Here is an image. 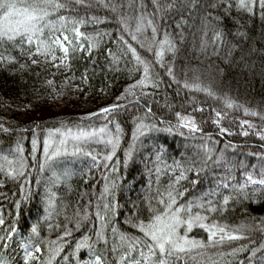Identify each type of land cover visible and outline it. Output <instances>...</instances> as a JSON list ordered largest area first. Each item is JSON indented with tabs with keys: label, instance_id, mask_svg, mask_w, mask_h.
<instances>
[{
	"label": "trees",
	"instance_id": "16d2710c",
	"mask_svg": "<svg viewBox=\"0 0 264 264\" xmlns=\"http://www.w3.org/2000/svg\"><path fill=\"white\" fill-rule=\"evenodd\" d=\"M59 2L68 3L69 0ZM105 2L125 5L119 12L131 17L129 25L132 29L135 28L136 16L143 11L146 19H153L158 25V40L163 39L165 30L168 32L176 42L178 51L175 58L166 51L163 62L174 68V75L180 83L173 82L167 76L166 69L155 63L154 51L141 48L124 33L125 39L137 49L140 56L152 64L151 71L161 83L156 89H144L143 92L150 93L147 96L136 89V95L140 97L138 101L133 96L118 101L117 97H121L130 84L141 78L142 69L133 70L135 62L131 56L122 55L123 46L118 42L122 26L117 23V15L99 5L97 0H84L85 4L92 5L90 8L72 2L69 4L71 11H60V15L77 19L96 16L109 21L99 24L87 21L81 26V31L88 37L100 34L99 43L93 47L91 55L87 52V40L82 41L85 44L83 52L79 49L72 52L69 47V55L63 63V53L58 48L53 52L57 59L52 61L51 56L29 58L28 52H34L35 46L31 49L25 46L21 53L19 42L15 45L7 41L0 42V57H15L13 63L7 59L0 61V125L8 129L7 132L0 129V157L7 155L13 159L19 142L27 164L25 178H6L0 172V216L5 222L0 226V236H5L12 228L16 229L15 235L6 241L8 247L5 249L0 246V258L6 259L8 264H24V245L30 242L38 244L42 253H38V259L29 264H43L47 260L49 242H58L63 247L52 264H92L96 255H101L106 264H119L122 255L118 247L119 233L142 236L133 225L136 219L147 222L150 215L148 200L156 195L158 188L163 193L170 183H175L181 170L176 167L177 164L183 167L195 165V169H199V176L195 174V169L186 172V179L177 185L181 192L187 189L178 203L201 197L213 201L211 206L216 207L217 211L201 212L208 217L206 223H218L231 228L241 223H258V220L253 222L251 218L264 217V195L260 194L264 192V186L247 185L245 191L249 193L248 199L233 191L246 183L245 177L249 174L254 179H264V140L258 135L264 134V119H261L264 116V23L259 19L258 7L257 15L249 16L237 10L235 0H229L232 7L228 13H225L223 5L216 9L211 7L219 0H195L197 7L190 11L192 0H176V7L163 12L161 20V13L156 11L152 0ZM129 3L132 4L131 8L127 7ZM157 3L163 8L172 0H157ZM140 4L145 6L144 9L139 8ZM211 17H219L220 20L217 22ZM215 30L224 33V43L218 48H214L212 43ZM238 32L245 35L240 36ZM68 35L71 39L72 33ZM144 35L151 38V29ZM202 43L207 45L204 51H201ZM109 50L112 55H109ZM112 56L118 57V61L114 62ZM31 59H37L39 63L32 64ZM85 73L87 82L84 80ZM195 77H199L202 84L210 85L218 96L227 94L237 104L256 110L259 115H245L243 108L226 109L220 99L185 89L184 81L193 83ZM115 103L128 107L121 109L116 117L123 135L112 161L103 160L110 149L102 143H91L84 147V153L90 151L99 163H94L92 157L84 153L58 158L53 172L60 179L55 180L57 187L50 194L53 206L49 207L48 200L42 198L45 188L40 186L47 175L38 167L44 158L43 141L48 130L60 128L61 123L73 127L77 124L99 127L104 123L102 118L81 121L80 117ZM149 106L152 111L146 115ZM214 109L227 113L220 126L229 129L232 135H220L219 126L213 123L216 119ZM178 112L182 116L192 115L201 131L189 133L187 129H178ZM137 118L155 127L136 141L138 149L132 152L125 164V151L134 142L132 133ZM243 120L250 121L255 127H241L240 121ZM169 127L173 129L171 132L164 130ZM243 131L249 135H242ZM34 138L37 140L35 157ZM186 142L190 145L184 149ZM204 145L214 148L215 154L212 161L201 164ZM69 147L71 150V145ZM153 150L158 153L156 163L150 156ZM222 150L229 161L227 164L214 162L215 156ZM3 163L0 159V164ZM105 163L117 167L118 171H106ZM157 169H160L159 181ZM196 180L199 183L193 184ZM221 181L229 187H218ZM113 182L116 189L109 201L108 193L104 192L105 183ZM251 193L256 195L252 196ZM225 196L231 197L226 208L222 207ZM134 199L137 200L132 204L127 202ZM108 202L117 206L116 214L111 215V225L117 229V236L113 238L109 227L107 243L97 245L95 229L100 227V222L96 220L95 213L99 206L103 214V204ZM205 207L209 205L205 204ZM77 211L81 214L87 211L89 214L79 228L75 226ZM137 213L138 216L134 218ZM33 226L38 235L32 233ZM66 229L71 232L68 237L63 236ZM242 235L248 238L225 241L222 246L204 250L205 255L199 258L198 264H211L213 260L218 264H249V249L264 244V233L254 230ZM189 236L207 242V233L199 227H194ZM89 237L93 243L91 250L87 247L77 250V242L88 243ZM113 247H117V251L113 252ZM235 249L244 250L231 255ZM11 252L14 254L8 257ZM261 255L257 253L252 264H262Z\"/></svg>",
	"mask_w": 264,
	"mask_h": 264
},
{
	"label": "snow or ice",
	"instance_id": "6c2138e0",
	"mask_svg": "<svg viewBox=\"0 0 264 264\" xmlns=\"http://www.w3.org/2000/svg\"><path fill=\"white\" fill-rule=\"evenodd\" d=\"M74 2L77 6H84L90 8L92 5L85 4L84 0H69L68 3H61L59 0H0V42H11L12 44H17L19 42L21 53L24 52L25 46L31 49L35 46V51H29V58L33 56H43L45 58L51 56L52 61H55L57 57L53 54L56 48H58L62 53L61 63H63L64 58L69 55V47H71L72 52L85 50V44L83 40H87V52L91 55L93 47L97 46L99 43L98 33L94 37H88L84 32L81 31V26H83L87 21H94L95 23H108L109 21L105 19H100L96 16H88L86 18L69 17L65 15H60L61 10L71 11L69 4ZM97 3L104 7L105 9L111 11L117 15V23L122 26L121 34L118 36V42L123 46L122 55H130L132 60L135 62V71H140L142 69V75L139 80L135 83L130 84L121 97H117V100L126 99L128 96H133L138 101L139 96L136 95L135 90L140 89L142 95L147 96L150 93L143 92L146 88L156 89L160 86L161 81L156 78L154 73L151 71L152 64L149 61L143 59L137 52V49L132 46L128 40L125 39L124 33L130 36L131 40L136 42L141 48H146L149 52L154 51L155 63L159 64L161 68L166 69L167 76L176 83H180L176 80L174 75V68L170 65H166L163 62L164 53L170 52L173 54V58L178 51L177 44L170 37L168 32L165 30L163 34V39L158 40V25L154 23L153 19H146L145 13L140 12L136 16L135 28L132 29L129 25V20L131 17L120 14L119 9L125 7V5L106 3L105 0H97ZM153 6L156 8L158 13H161V20L163 19V12H167L176 7V0H172V3L166 4L161 7L157 3V0H152ZM223 5L225 13H228L232 7V3L229 0H219L218 3L211 5L213 9ZM235 6L238 11L242 10L249 16L257 15L256 9H259V19L264 23V0H235ZM127 7L131 8L132 4L129 3ZM144 5L140 4L139 8L144 9ZM197 4L195 0H192L190 11L195 9ZM211 14L209 13V16ZM56 17L53 19V17ZM212 19L219 22V17H211ZM207 19V17L205 18ZM239 24V21H237ZM179 27V25H177ZM148 29H151V38L144 35ZM72 33V38L70 39L68 33ZM47 38H45V34ZM240 36H244L245 33L238 32ZM207 35V33H205ZM224 33L222 30H215L213 34V47L218 48L223 45ZM143 37V39H141ZM207 47L206 44L202 43L201 51H204ZM109 55H112L111 50H109ZM7 59L9 63L15 62V57H0V61ZM114 62L118 61V57L112 56ZM32 64H38L37 59H31ZM59 67L60 65H55ZM24 67V65H21ZM85 82H87V74L84 76ZM51 84V81H48ZM183 87L191 91H199L206 93L210 97L220 99L226 109L243 108L245 115L257 116L259 113L256 110L244 107L243 105L237 104L227 94L222 97L218 96L217 93L212 89L210 85H204L200 82L199 77H195V82L189 83L187 80L184 81ZM128 105L115 103L108 107L100 108L97 112L89 113L86 117H80L81 121L84 120H95L97 118H102L104 123L99 127L88 126L85 127L81 124H77L74 127L65 125L61 123L60 128L48 130V134L43 141V154L44 158L39 162L38 167L41 171L53 170V166L58 158L65 156H75L80 153H84V147L91 143H102L106 148L110 149L108 154L103 157L105 162L112 161L116 154L117 149L121 144V138L123 135V130L119 121L116 117L119 115L121 109H126ZM197 111H203V109H196ZM152 111L151 107L147 108V114ZM215 112L216 119L213 121L217 126H219L220 135H232L233 133L229 129L220 126L221 120L227 115L226 112L220 110H213ZM178 118V129H187L189 133L200 132L201 129L195 122L193 116H182L179 112L176 113ZM264 119V116H261ZM138 122L132 133L133 141H136L142 136H145L149 131H151L155 126L145 123L143 119L137 118ZM163 123V121H161ZM241 127L247 125L249 128L255 127L248 120L240 121ZM0 129L7 132L8 129L3 125H0ZM166 131H172V127L164 129ZM183 135V132H180ZM244 136L249 135L247 131L241 133ZM259 138L264 140V134H258ZM214 143V142H213ZM33 144V156L35 157V152L37 148V140L34 138ZM71 145V150L70 146ZM228 145H225L227 149ZM134 145H129L128 150L125 151V164H127L128 159L132 154ZM23 148L20 146L19 142L16 145L14 158L9 159L7 155L0 157L4 161L0 164V172H3L6 178L17 179L25 178L27 176V164L23 156ZM202 152L204 159L201 164H206L208 161L213 160L215 154L214 148L202 146ZM85 155L92 157L94 163H99L98 158L94 157L92 153L86 152ZM216 163L227 164L229 161L225 157V153L222 150L218 155L215 156ZM35 163V160H34ZM119 164V161H117ZM6 165V167H5ZM105 170L111 171L113 173L118 171L115 166L110 167L109 164L105 163ZM180 168V175L176 177L174 184L170 183L167 189L163 192H159L157 189L156 195L148 200V212L149 218L147 222L145 220L136 219L134 227L142 234V236H130L125 233H119V249L122 252L120 256L119 264H198L199 258L205 255V251L208 248H214L222 246L225 241L243 240L248 237L242 235L245 232H251L258 230L264 233V217L257 218L252 217V221H259L258 223H241L238 226L229 228L228 225H220L218 223H206L208 217L202 215V211L215 212L218 209L212 207L213 201L207 200L206 197L193 198L188 200L186 203H178V201L185 196L187 189L183 192L179 191L177 185L181 180L186 179L185 173L192 172L195 169V165L188 167H183L179 164L176 165ZM157 181H159L160 169H157ZM195 174L199 176V169H195ZM53 181L60 179L59 175L54 174L51 178ZM246 183L233 191L241 194L244 199L249 198V193L245 191L247 185H261L264 186V179H254L251 174L245 177ZM25 179V183H27ZM193 184L199 183V180L193 181ZM2 186V185H0ZM218 187H223L227 189L229 185L221 181ZM116 189V184L105 183L104 192L108 193V199L111 200V193ZM264 195V192L260 193ZM208 195H212L209 193ZM255 196L256 193H251ZM231 197L225 196L222 202V207L226 208ZM153 200L155 203H153ZM201 200L204 202L202 203ZM256 202V201H253ZM49 207H52V197H48ZM205 204L209 207H205ZM116 205L111 202L103 204L102 212L100 207L97 206V211L95 213L96 220L100 222V227L95 229V244H100L101 242L107 243V229L111 227L113 238L117 236V229L111 225V215L116 214ZM135 207V205H134ZM19 208V204H17ZM88 212L85 211L81 214L79 211L76 212V228L80 227L82 221L88 219ZM138 216L134 214V218ZM4 219L0 216V226L4 224ZM95 227V226H94ZM194 227H199L207 233V242L203 240H196L190 238L189 233ZM181 229H183V234H181ZM16 229L12 228L6 233L5 236H0V246L5 249L8 247L7 240H10L15 235ZM32 233L37 234L35 226L32 228ZM71 235L70 230H65L63 233L64 237ZM63 238V237H62ZM61 238V239H62ZM89 242H77L76 248L79 250L81 247H87L91 250L93 243L91 242V237L88 238ZM32 250H29V249ZM24 264H29L30 261L38 259L37 254L42 253V249L38 244L28 243L24 245ZM63 247L58 244V242H49L48 246V258L43 264H52V261L62 252ZM244 249H235L231 255H235L237 252L243 251ZM112 251H117V247H113ZM251 256L249 257V264H252L253 259L256 257L257 253H262L260 256L262 264H264V244H260L259 247H252L249 249ZM0 264H8L6 259L0 258ZM92 264H106L103 261L101 255H96ZM211 264H218L217 261H211Z\"/></svg>",
	"mask_w": 264,
	"mask_h": 264
},
{
	"label": "rangeland",
	"instance_id": "374dc122",
	"mask_svg": "<svg viewBox=\"0 0 264 264\" xmlns=\"http://www.w3.org/2000/svg\"><path fill=\"white\" fill-rule=\"evenodd\" d=\"M188 116H192V115H188ZM138 140L139 139H137L136 141H138ZM136 141H134L133 144H131V145H134V148L132 150L133 153H134V151H136L138 149V147L135 146ZM189 145H190V143L189 142H186L184 144V149H186ZM150 156H153V158H154V161L153 162H155V163L158 162V157H157L158 156V153H156V150H153L151 152ZM54 169H55V166H53V170ZM53 170L42 171V172L46 173V175H47L46 180L45 181L43 180V182H44L43 185L40 184L41 187L45 188V191L42 192V198L47 199V200H48V197L50 196L51 192L57 187L56 186L57 183H55V181H53L51 179L53 177V175H54ZM139 192H140V190H139ZM136 200L137 199L130 200V201H127V202L132 204L133 202H136ZM12 244H13V246L15 245L14 243H12ZM16 245H19V244H16ZM11 247H12V245H11ZM13 254H14V252H11L8 257L12 256ZM84 264H90V263H84Z\"/></svg>",
	"mask_w": 264,
	"mask_h": 264
}]
</instances>
